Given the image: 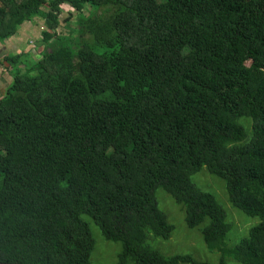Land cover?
<instances>
[{"label": "trees", "instance_id": "obj_1", "mask_svg": "<svg viewBox=\"0 0 264 264\" xmlns=\"http://www.w3.org/2000/svg\"><path fill=\"white\" fill-rule=\"evenodd\" d=\"M32 21L37 54L4 58L0 264H92L85 218L114 264H208L154 247L157 187L219 264H264V0H0V43ZM202 168L259 219L236 245Z\"/></svg>", "mask_w": 264, "mask_h": 264}, {"label": "rangeland", "instance_id": "obj_2", "mask_svg": "<svg viewBox=\"0 0 264 264\" xmlns=\"http://www.w3.org/2000/svg\"><path fill=\"white\" fill-rule=\"evenodd\" d=\"M68 11H71L70 8L67 5H63V12L60 14V18L66 17ZM74 20L75 17L67 25H72ZM59 31L65 35L70 33L66 26L59 27ZM38 39H31L30 45L39 43ZM24 53L29 54L27 51ZM33 54H37L36 50L33 51ZM191 180L200 189L212 193L225 210L226 221L230 225L226 238L227 245L238 244L248 235L249 229L259 222L257 217L245 215L230 203L224 181L210 174L206 168H202L199 172L192 175ZM155 198L159 209L164 212L168 223L173 226V231L167 240H154V247L165 255H191L198 261L207 262L208 264H219L220 254L207 248L202 238L200 227L189 228L186 225L182 206L176 203L161 187L156 188ZM85 220L89 223L91 234L95 241V246L91 253L92 264H114L121 250L120 243L105 240L99 228L90 219L85 218ZM227 263L239 264L232 259H228Z\"/></svg>", "mask_w": 264, "mask_h": 264}, {"label": "crops", "instance_id": "obj_3", "mask_svg": "<svg viewBox=\"0 0 264 264\" xmlns=\"http://www.w3.org/2000/svg\"><path fill=\"white\" fill-rule=\"evenodd\" d=\"M35 24V21L25 23L14 36L0 43V96L5 93L9 81L11 80L10 68H6L4 58L10 54H19L26 51L33 53L35 45L34 43L30 45L29 42L31 39L37 40L40 38L39 29ZM32 46L33 48H31Z\"/></svg>", "mask_w": 264, "mask_h": 264}]
</instances>
